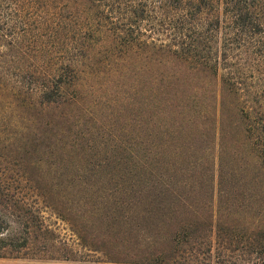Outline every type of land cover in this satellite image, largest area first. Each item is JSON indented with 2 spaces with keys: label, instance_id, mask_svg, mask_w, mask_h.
<instances>
[{
  "label": "trees",
  "instance_id": "obj_1",
  "mask_svg": "<svg viewBox=\"0 0 264 264\" xmlns=\"http://www.w3.org/2000/svg\"><path fill=\"white\" fill-rule=\"evenodd\" d=\"M0 258L264 264V0H0Z\"/></svg>",
  "mask_w": 264,
  "mask_h": 264
},
{
  "label": "rangeland",
  "instance_id": "obj_2",
  "mask_svg": "<svg viewBox=\"0 0 264 264\" xmlns=\"http://www.w3.org/2000/svg\"><path fill=\"white\" fill-rule=\"evenodd\" d=\"M113 126L122 125L120 122H115L114 120L110 123ZM126 124V123H123ZM127 126V125H126ZM117 128V127H115ZM110 142V139L108 140ZM105 152H101L104 155ZM109 171V170H108ZM106 171L104 175L108 172ZM108 174L107 176H109ZM102 186V184H99ZM46 222L51 225L57 232L62 236L72 248H74L78 256L85 252V249L81 245L80 240L77 235L71 230L69 224L62 220L51 208H45L43 211ZM0 264H54L51 260H41V259H29V258H0Z\"/></svg>",
  "mask_w": 264,
  "mask_h": 264
}]
</instances>
